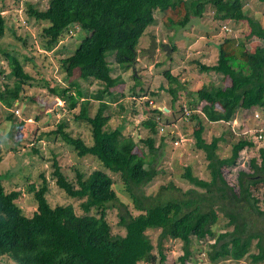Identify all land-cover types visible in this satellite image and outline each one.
<instances>
[{
    "label": "trees",
    "instance_id": "1",
    "mask_svg": "<svg viewBox=\"0 0 264 264\" xmlns=\"http://www.w3.org/2000/svg\"><path fill=\"white\" fill-rule=\"evenodd\" d=\"M209 4L220 6V12L226 11L221 17L246 21L249 27L243 41L229 35L223 38L214 63L197 62L201 72L211 73V84L192 93L187 116L193 123L194 145L203 153L209 179L194 176L191 167L187 166L183 173L191 185L185 193L189 196L187 199L157 201L155 198V204L146 206L142 198L155 196L135 195L133 187L152 181L158 174L151 165L156 151L153 135L163 131L164 124L167 126L166 122L162 124L166 112L145 96L150 109L142 124L150 134L140 141L151 152L148 158L144 152L139 153V145L131 136L122 134V126L103 128L101 121L108 106L104 97L115 100L119 97V93L113 91L119 81L112 75L111 62L113 60L122 69L130 68L139 39L154 24L157 14L167 28L184 27L191 15L202 16ZM26 12L45 24L41 37L46 49L56 46L72 26L87 33L80 37L70 55L60 59L61 66L67 78L74 75L80 80L98 82L103 88L85 96L77 81H71L70 87L55 82H46L42 86L50 95L60 98L67 95L72 99V107L82 98L80 110L73 119L88 125L92 144L72 135L64 117L56 122L53 133L69 144L78 157L93 155L109 172L96 168L84 176L76 171L74 184L66 178L54 158L52 176L55 184L68 196L81 200V213H77L72 204L51 206L46 198L49 187L41 175L39 185L29 183L26 186L36 204L30 216L25 215L16 203L22 191H6L0 174V264H156L166 259L162 241L169 236L182 242L178 264H188L192 246L198 242L207 245L198 251L203 252L208 264L222 258L238 261L246 256L252 263L264 260V147L258 149L257 157L250 159L247 170H238L236 184H230L222 169L236 166L240 152L254 146V140L241 137L232 144L229 156L220 157L218 142L223 137L214 135L207 141L203 136L204 119L231 124L239 109L245 115L251 108H264V23L247 16L242 0L224 3L221 0H48L44 9L28 3ZM220 12L216 13L218 17ZM5 27L6 15L0 11V37L5 33ZM253 39L256 45L250 43L248 47L246 42ZM0 56L13 78L11 85L5 84L0 89V102L6 108L16 109L23 85H32L34 78L13 53L0 49ZM2 66L0 62V73H3ZM163 73L170 82L168 94L174 105L184 86L171 71ZM72 86L76 88V95L71 93ZM146 92L142 83L133 85L135 97L141 98ZM156 94L149 91L151 96ZM91 99L98 102L92 115L89 112ZM120 109L125 111L127 108L120 104ZM173 113L172 110L170 114ZM13 117L17 118L12 110L7 118L12 120ZM257 134V142L264 143V126ZM114 177L131 191L134 208L139 211L133 214L127 209L120 214L118 223L124 234L112 233L107 220V208L118 199L113 187ZM220 220L222 225L216 228ZM148 229H160L157 253L153 252L154 245L146 233ZM253 247L256 251L252 252Z\"/></svg>",
    "mask_w": 264,
    "mask_h": 264
},
{
    "label": "rangeland",
    "instance_id": "2",
    "mask_svg": "<svg viewBox=\"0 0 264 264\" xmlns=\"http://www.w3.org/2000/svg\"><path fill=\"white\" fill-rule=\"evenodd\" d=\"M47 1L0 0V11L6 15L5 33L0 37V49H5L17 56L24 69L34 78L32 85H23L24 91L21 92L16 106L18 112H14L17 118L13 117L14 119L9 120L8 112L15 109L6 108L0 102V150L2 153L0 174L2 183L6 191L12 189L22 191L16 203L27 216L33 213L36 204L33 194L26 191V186L29 183L39 185L42 182L41 175L45 177L49 187L46 198L51 206L72 204L75 211L81 213L79 207L81 200L68 196L55 184V179L52 176L54 158L66 178L74 184H76V171L81 172L84 176L96 168L107 171V168L103 167L93 155L78 157L69 144L53 133L56 122L64 117L67 122V130L72 135L79 136L87 144H92L88 125L83 121L73 119L80 110L79 102L82 101V98H79L75 107H72V99H69L67 95H63L61 98L50 95L45 86H42L43 84L55 82L64 83L70 87L71 81H77L85 96H91L103 87L98 82L80 80L74 75L67 78L61 66L60 59L70 55L72 50L77 47L80 37L87 34L84 30L72 26L56 46L46 49L44 39L41 37V29L45 24L29 17L26 6L31 3L39 9H44ZM221 1L224 3L228 0ZM242 3L243 10L248 17L264 23V2L242 0ZM219 9H221L220 6L217 8L210 4L207 5L202 16L191 15L189 22L184 27L167 28L163 25L160 15L157 14L154 24L150 25L140 37L136 57L130 64V68L122 69L113 60L111 62L112 75L117 78V82L119 81L113 87V91L119 93V97L117 100L104 97L108 106L101 121L103 128L113 129L122 126V134L131 136L139 145V153L144 152L148 158L151 156V152L148 146L140 141V138H146L150 134L149 129L142 124V121L149 116L150 109L149 105L145 103V99L148 97L153 101V105L160 106L166 112L163 114L162 124L166 122L167 126L164 124V130H159L153 135L156 151L153 154L151 165L158 170V174L152 181L133 187L135 195L155 196L154 198L150 196L142 198L146 206L171 198L187 199L189 196L185 193L191 188L187 179L183 177L187 166L191 167L194 176L209 179L203 153L196 150L194 145L195 139L191 133L193 123L187 116L190 113L188 108L189 100H192V93L204 85L209 87L211 84V73L201 72L197 62L214 63L217 58V47L225 36L237 37L238 40L243 41L244 35L249 31L246 21H234L224 18L225 16L221 17L226 11L220 12ZM227 14L229 15V12ZM255 39L246 42L248 47L250 43L252 46L256 45ZM0 62L4 65L2 66L3 73H0V89H3L5 84L13 83V78L1 56ZM165 70L176 75L184 86L174 105L171 102V95L168 94L170 82L164 76ZM134 75L137 77L135 78ZM136 82L142 83L147 90L146 95H142L141 98L135 97L132 93L133 85ZM174 84L179 86L177 83ZM72 87L71 93L76 95V88ZM149 91L157 92V94L151 96ZM22 94L25 95L22 96ZM31 96H37L48 102L53 99L57 101L48 109V114V110H45L44 106H39L36 101L31 99ZM120 104L127 109L121 111ZM97 106V100L91 99L89 105L91 115L94 114ZM200 107L201 104L197 106L198 109ZM180 109H183V112ZM169 110L170 112L173 110L174 113L170 114ZM254 111L259 113L257 119L250 115ZM203 122L205 123L203 136L207 141H210L214 135L223 137L218 142L217 153L220 157L229 156L232 144L241 137L254 140V146L246 147L240 152L236 166L222 169L227 182L236 184L238 170H247L250 159L257 157L258 149L264 147V143L257 142L258 126H264V108H251V111L246 112L245 115H242L239 109L231 124L208 122L205 119ZM238 125L241 127L237 128ZM114 178L113 187L118 199L107 208V220L112 233L124 234V229L118 223L120 214H124L127 209L131 210L133 214H137L139 211L134 208L131 191L118 177ZM219 225H222L221 220L215 227L218 228ZM146 233L154 245L153 252L157 253L160 229H148ZM207 240L213 241L212 239ZM194 245L192 246V257L187 263L208 264L203 252L198 251V248L205 249L206 243L198 242ZM162 247L166 259L163 262L159 260L156 264H178V257L182 254V242L169 236L163 239ZM251 251L256 250L253 247ZM213 264H264V260L252 263L246 256L238 261L222 258Z\"/></svg>",
    "mask_w": 264,
    "mask_h": 264
},
{
    "label": "water",
    "instance_id": "3",
    "mask_svg": "<svg viewBox=\"0 0 264 264\" xmlns=\"http://www.w3.org/2000/svg\"><path fill=\"white\" fill-rule=\"evenodd\" d=\"M24 91V89H22V92ZM25 95V94H22V96ZM31 99L36 101L39 106H44L45 110H48L52 104H55L56 103V99H53L52 101L48 102L42 98H39L37 96H31ZM17 104V103H16ZM165 110H167V108H164ZM47 113L49 114V110L47 111Z\"/></svg>",
    "mask_w": 264,
    "mask_h": 264
},
{
    "label": "built area",
    "instance_id": "4",
    "mask_svg": "<svg viewBox=\"0 0 264 264\" xmlns=\"http://www.w3.org/2000/svg\"><path fill=\"white\" fill-rule=\"evenodd\" d=\"M14 112L17 113L18 110L15 109ZM250 115H252V117H253L254 119H257V118L259 117V113H258L257 111H254V113H252V114H250ZM253 118H252V119H253ZM262 129H263V126H262V125H261V126H258L257 132L260 133V132L262 131ZM258 136H259V135H258Z\"/></svg>",
    "mask_w": 264,
    "mask_h": 264
},
{
    "label": "clouds",
    "instance_id": "5",
    "mask_svg": "<svg viewBox=\"0 0 264 264\" xmlns=\"http://www.w3.org/2000/svg\"><path fill=\"white\" fill-rule=\"evenodd\" d=\"M16 103H17V104H16ZM16 103H15V106H17V105H18V102H16ZM186 111H187V110H185V112H186ZM258 133H259V132H258Z\"/></svg>",
    "mask_w": 264,
    "mask_h": 264
}]
</instances>
